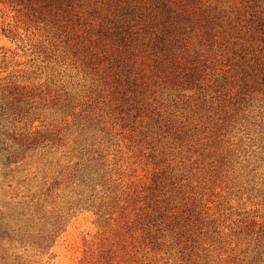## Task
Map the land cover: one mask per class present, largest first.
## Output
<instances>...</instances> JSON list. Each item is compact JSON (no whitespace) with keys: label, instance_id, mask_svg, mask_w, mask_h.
I'll return each mask as SVG.
<instances>
[{"label":"rangeland","instance_id":"rangeland-1","mask_svg":"<svg viewBox=\"0 0 264 264\" xmlns=\"http://www.w3.org/2000/svg\"><path fill=\"white\" fill-rule=\"evenodd\" d=\"M97 28L75 6L26 32L0 0V264H264V105L239 54L196 48L167 81L140 56L115 83Z\"/></svg>","mask_w":264,"mask_h":264},{"label":"trees","instance_id":"trees-1","mask_svg":"<svg viewBox=\"0 0 264 264\" xmlns=\"http://www.w3.org/2000/svg\"><path fill=\"white\" fill-rule=\"evenodd\" d=\"M4 1L19 15L26 32L32 24L52 23L58 16L69 18L75 6H86L88 15L98 22V40L106 44L103 57L115 83L130 82L131 66L140 56L148 58L154 78L167 81L181 69L187 72L196 48L208 51L215 44H231L243 61L242 89L247 90L250 99L264 105V0ZM82 17L77 15L78 19ZM6 37L16 39L10 33ZM190 71L187 80L193 77L194 69ZM1 82L0 78V145H3L5 140L13 139L6 124L7 115L14 109L5 101L3 93L7 86ZM17 152L5 155L6 164L18 159ZM4 235L3 230L0 238Z\"/></svg>","mask_w":264,"mask_h":264}]
</instances>
